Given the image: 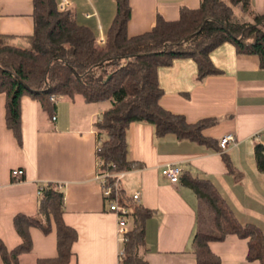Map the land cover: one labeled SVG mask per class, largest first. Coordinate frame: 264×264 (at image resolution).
Masks as SVG:
<instances>
[{
    "label": "crops",
    "instance_id": "obj_1",
    "mask_svg": "<svg viewBox=\"0 0 264 264\" xmlns=\"http://www.w3.org/2000/svg\"><path fill=\"white\" fill-rule=\"evenodd\" d=\"M129 17L126 36L151 29L156 16L171 21L182 8L194 9L199 0H127ZM75 21L104 41L113 13V0H67ZM252 13L264 10V0H250ZM31 0H0V34L12 36L9 44L22 45L32 31ZM238 18L251 21L249 15ZM218 71L195 81L196 67L189 58L173 59L156 70L161 90L158 104L180 114L187 122L213 118L202 133L219 142L225 135L233 140L224 150L234 173H227L218 152L173 135H154L147 123L130 122L125 129L126 159L130 168L120 181L129 197L139 193L137 204L152 211L143 224V245L138 255L146 264H194L190 241L195 228L197 200L180 183H170L159 173L166 164L181 172L206 178L222 196L241 224L253 223L264 234V171L258 170L254 147H264V67L253 55L237 54L224 42L208 54ZM49 112L35 99H19V142L4 123V95L0 93V240L6 249L19 243L12 227L16 214L36 213L38 184H60L62 222L74 230L66 264H117L119 244L116 217L107 210L95 180L98 143L93 122L105 103H85L79 96H56ZM54 116V120L50 119ZM264 163V150L261 152ZM21 169V180L12 182L9 172ZM130 227V221L127 219ZM30 250L16 256V264H34L36 259L55 255V236L28 228ZM219 264H257L245 259V240L226 235L207 243ZM0 264H2L0 260Z\"/></svg>",
    "mask_w": 264,
    "mask_h": 264
},
{
    "label": "trees",
    "instance_id": "obj_2",
    "mask_svg": "<svg viewBox=\"0 0 264 264\" xmlns=\"http://www.w3.org/2000/svg\"><path fill=\"white\" fill-rule=\"evenodd\" d=\"M114 13L102 45L96 44L89 28L78 24L71 9L58 10V0H31V34L22 37V45L9 44L12 36L0 34V93L4 95V123L19 142V99L27 95L51 111L49 95L71 99L79 96L85 103H105L99 119L93 122L98 143L95 157L100 171H128L125 129L130 122L152 125L154 135L171 134L218 152L227 173H234L218 141L202 131L213 118L187 122L180 114L164 110L158 104L161 90L156 70L173 59H191L196 67L195 81L218 73L208 54L228 42L237 54L253 55L264 67V10L252 13L250 0H199L194 9L180 8L175 20L156 16L147 32L126 36L129 17L127 0H113ZM234 11L249 15L251 21L238 18ZM255 146L258 170L264 171L261 152ZM110 165H113L111 168ZM178 180L196 197L195 228L190 241L194 264H219L207 243L226 235L245 240L247 261L264 264V234L253 223H239L222 196L206 178L181 172ZM126 200L130 227L121 246L117 264H146L138 255L143 245V224L152 211ZM62 193L52 183L37 196L36 213L16 214L12 227L19 243L6 249L0 240L2 264H16V256L30 250L28 228L48 233L50 222L55 236V255L36 259L34 264H66L70 245L76 235L61 219Z\"/></svg>",
    "mask_w": 264,
    "mask_h": 264
},
{
    "label": "built area",
    "instance_id": "obj_3",
    "mask_svg": "<svg viewBox=\"0 0 264 264\" xmlns=\"http://www.w3.org/2000/svg\"><path fill=\"white\" fill-rule=\"evenodd\" d=\"M57 8L60 11L66 9L67 0H58ZM96 44L102 45L103 40L100 38L97 39ZM56 98L57 97L55 95H49L48 101L54 104ZM50 119L53 121L54 116L52 115ZM232 140L233 138L231 135H225L222 138H220L218 145L221 149H223L227 146L229 142H232ZM110 166L111 168H113V165ZM159 173L162 177L167 179L168 182L177 183L179 175L181 174V169L175 164H166L160 169ZM22 174L23 172L21 169H12L9 172L12 182H18L19 180H21ZM124 175H125V171L105 170V171H100L94 177L98 184L100 195L107 204V210L114 213L116 217V235L119 244L118 257L121 255V246L122 243L126 240L125 235L129 230V227L127 225L128 209L125 206L126 200L123 199L120 200V192H121L120 181L124 177ZM45 187H47V183L38 184L36 189V195L38 196L41 189ZM53 188L55 190H60V184H53ZM128 198L131 201L138 203L139 193L134 192Z\"/></svg>",
    "mask_w": 264,
    "mask_h": 264
},
{
    "label": "rangeland",
    "instance_id": "obj_4",
    "mask_svg": "<svg viewBox=\"0 0 264 264\" xmlns=\"http://www.w3.org/2000/svg\"><path fill=\"white\" fill-rule=\"evenodd\" d=\"M234 13H235V15H236V16H239V15H238V13H239V12H237V11H234Z\"/></svg>",
    "mask_w": 264,
    "mask_h": 264
}]
</instances>
